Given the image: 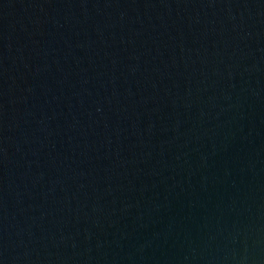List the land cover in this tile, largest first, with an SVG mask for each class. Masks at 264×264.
<instances>
[{"label":"water","instance_id":"obj_1","mask_svg":"<svg viewBox=\"0 0 264 264\" xmlns=\"http://www.w3.org/2000/svg\"><path fill=\"white\" fill-rule=\"evenodd\" d=\"M0 264H264V0H0Z\"/></svg>","mask_w":264,"mask_h":264}]
</instances>
